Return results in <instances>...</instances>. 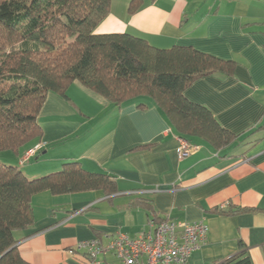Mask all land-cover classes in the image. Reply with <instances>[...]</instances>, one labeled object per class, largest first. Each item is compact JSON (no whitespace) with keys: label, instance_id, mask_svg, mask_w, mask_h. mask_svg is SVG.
<instances>
[{"label":"crops","instance_id":"0c3cea01","mask_svg":"<svg viewBox=\"0 0 264 264\" xmlns=\"http://www.w3.org/2000/svg\"><path fill=\"white\" fill-rule=\"evenodd\" d=\"M130 1L111 0L95 32L129 33L159 48L192 46L233 60L232 75H204L185 96L206 106L235 138L216 148L195 136L190 154L180 158V135L152 97L117 106L79 81L66 96L49 92L38 115L41 138L6 157L29 177L78 160L110 174L117 189L34 194L33 224L15 231L21 256L34 264H88L79 241L118 232L135 237L149 221L169 216L209 226L189 264H215L241 243L251 264H264V0H143L129 12ZM103 264L122 263L107 253Z\"/></svg>","mask_w":264,"mask_h":264},{"label":"trees","instance_id":"16d2710c","mask_svg":"<svg viewBox=\"0 0 264 264\" xmlns=\"http://www.w3.org/2000/svg\"><path fill=\"white\" fill-rule=\"evenodd\" d=\"M142 2L131 0L129 12ZM110 7L111 0H0V151L20 155L39 140L38 115L48 93L66 96L73 81L117 106L152 97L188 141L201 137L216 148L233 142L235 135L185 90L204 75H232L234 61L192 46L159 48L129 33L95 32ZM95 189L114 193L117 183L78 160L37 177L0 160V264H34L21 256L15 238L34 222V194ZM240 247L215 264H251L246 246Z\"/></svg>","mask_w":264,"mask_h":264},{"label":"built area","instance_id":"2783aa9c","mask_svg":"<svg viewBox=\"0 0 264 264\" xmlns=\"http://www.w3.org/2000/svg\"><path fill=\"white\" fill-rule=\"evenodd\" d=\"M178 141L177 154L184 158L191 152L190 141L181 136ZM208 232L209 226L202 220L181 221L168 216L149 221L135 237L118 232L105 236L107 239L98 236L81 240L76 248L85 252L88 264H103L107 253H113L122 264H189Z\"/></svg>","mask_w":264,"mask_h":264},{"label":"rangeland","instance_id":"374dc122","mask_svg":"<svg viewBox=\"0 0 264 264\" xmlns=\"http://www.w3.org/2000/svg\"><path fill=\"white\" fill-rule=\"evenodd\" d=\"M38 146L39 145L37 144L32 149L27 150V152L23 156L20 157V161L21 160H24V161L28 160L29 157L34 155V153L38 150ZM5 154H9L11 156L12 152L11 151H0V160L4 161L7 164H11V160L8 157H6ZM44 174H46V173H44ZM44 174H41V175H44ZM32 177H34V176H32ZM35 177H37V176H35Z\"/></svg>","mask_w":264,"mask_h":264}]
</instances>
